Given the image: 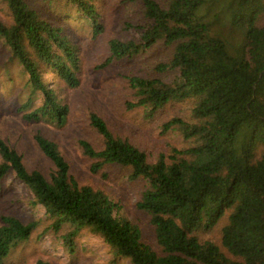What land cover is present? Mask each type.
<instances>
[{
    "label": "trees",
    "instance_id": "trees-1",
    "mask_svg": "<svg viewBox=\"0 0 264 264\" xmlns=\"http://www.w3.org/2000/svg\"><path fill=\"white\" fill-rule=\"evenodd\" d=\"M66 1L88 17L95 37L103 33L97 0ZM131 2L138 3L145 25L139 42L110 41L111 60L134 59L161 44L172 48L156 72L173 78L130 77L129 106L151 119L169 106L186 105L187 113L166 121L162 131H178L185 147L145 151L117 136L97 113L90 114L89 125L101 146L80 141L79 147L93 161L92 174L115 166L132 183L144 184L136 206L148 217L154 242L145 241L141 224L108 194L81 185L59 145L40 132L34 142L52 163L49 178L29 171L0 137V194L14 173L71 254L88 231L103 239L115 259L130 264H264V0ZM0 3L9 17L0 20V39L29 75L34 95L43 98L25 120L63 126L69 108L43 84L40 72L48 69L72 89L80 85L79 49L66 33L65 19L51 24L29 0ZM38 228L4 216L0 264H8ZM217 229L218 242L211 238ZM36 264L53 262L39 258Z\"/></svg>",
    "mask_w": 264,
    "mask_h": 264
},
{
    "label": "rangeland",
    "instance_id": "rangeland-1",
    "mask_svg": "<svg viewBox=\"0 0 264 264\" xmlns=\"http://www.w3.org/2000/svg\"><path fill=\"white\" fill-rule=\"evenodd\" d=\"M29 2L51 24H59L65 19L66 33L79 49L80 85L72 89L63 80L51 76L48 69H42L43 84L55 90L58 100L68 106L70 114L63 126L47 121L27 122L25 115L42 106L43 98L41 93L34 95L29 75L0 39V137L22 156L29 171H41L47 178L53 166L35 144L34 136L40 132L57 143L70 165L71 175L81 185L100 189L118 202L128 217L141 224L145 241L153 243L154 230L149 219L136 206L144 184L132 183L128 172L115 166L106 167L98 175L92 174L93 161L83 155L79 143L89 141L101 146L100 137L89 125L90 114L97 113L117 136L129 139L145 151L153 153L169 151L171 146L185 147L178 131L166 135L162 131L166 121L187 113L186 105L174 104L151 119L145 112L131 110L129 106L133 101L130 77L173 78L172 74L156 72L157 65L169 61L172 48L161 44L134 59L111 60L110 41L139 42L140 27L145 25L138 13V3L131 0H97L99 21L104 27L97 37L88 17L66 0ZM3 19H9L8 11L0 3V20ZM4 216L39 226L32 239L15 251L8 264H36L39 258L51 260L53 264H130L115 259L103 239L88 231L78 237L77 249L71 254L58 238L46 210L14 173L7 176L0 194V224ZM219 237L218 229L211 234L213 241L218 242Z\"/></svg>",
    "mask_w": 264,
    "mask_h": 264
}]
</instances>
